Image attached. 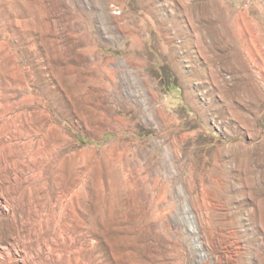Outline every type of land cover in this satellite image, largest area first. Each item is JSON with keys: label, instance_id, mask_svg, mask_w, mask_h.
Returning <instances> with one entry per match:
<instances>
[{"label": "rangeland", "instance_id": "374dc122", "mask_svg": "<svg viewBox=\"0 0 264 264\" xmlns=\"http://www.w3.org/2000/svg\"><path fill=\"white\" fill-rule=\"evenodd\" d=\"M0 264H264V0H0Z\"/></svg>", "mask_w": 264, "mask_h": 264}]
</instances>
